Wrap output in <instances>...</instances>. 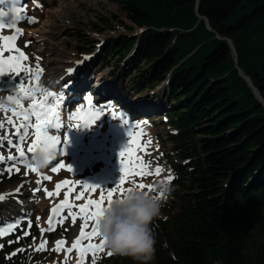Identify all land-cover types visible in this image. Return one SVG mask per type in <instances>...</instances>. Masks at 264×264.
<instances>
[{
	"label": "trees",
	"instance_id": "1",
	"mask_svg": "<svg viewBox=\"0 0 264 264\" xmlns=\"http://www.w3.org/2000/svg\"><path fill=\"white\" fill-rule=\"evenodd\" d=\"M121 4L144 32L105 54L174 131L179 212L162 223L153 264H264V105L239 73L264 99V0Z\"/></svg>",
	"mask_w": 264,
	"mask_h": 264
},
{
	"label": "rangeland",
	"instance_id": "2",
	"mask_svg": "<svg viewBox=\"0 0 264 264\" xmlns=\"http://www.w3.org/2000/svg\"><path fill=\"white\" fill-rule=\"evenodd\" d=\"M122 0H99L98 2L93 3L92 1H86L85 3L79 4L83 9V15L80 18L75 17L74 12H64L61 11V22L52 16L53 11L59 9L61 2L60 0H48L45 1V8L40 10H35L33 4L27 6V15H36V23L29 24L25 21L24 23V36L22 40V46L25 51L31 54L29 57V64H35V55L33 52L36 49L35 43L31 39H27L28 31L49 28L53 33H57L61 25H66V30L62 36L56 37L52 40V54L54 57H65V55L71 54L75 58L82 60L86 54L81 48L91 49L92 52L89 55H93L95 52H100L94 62L88 64L84 78L88 80V85L93 83L97 78V73L107 74L109 81L114 82L117 85L118 91L112 93L109 99L116 97V106L121 110H125L130 114V118L134 123L135 129L137 130V136L140 139L137 140V143H140V140L144 141L146 146V151L148 155H144L143 152L141 155L145 161H151L152 168L156 166H162L165 171L161 174L160 177L155 175L146 176V177H134L137 183L153 184L160 179H166L169 174H171L174 179L176 177V172L174 168L175 157L172 155L171 144L168 141V128L162 123L161 116L157 120L153 119L150 116V113L153 108H156L158 103L153 100V96L148 91H134L130 85V80L123 75L122 69H119L121 65L118 62V56L113 55V52L105 54L108 48L113 47V42L115 40L120 41L123 37L129 36L132 38L141 37L143 31L134 26L131 20L126 16L125 12L122 9ZM71 3L74 4L70 0ZM75 5V4H74ZM60 10V9H59ZM56 20V21H54ZM30 42V43H28ZM102 44L101 48L99 45ZM42 61H40L41 63ZM119 66V67H118ZM118 67V68H117ZM44 77V74L43 76ZM86 87V86H84ZM90 87V86H89ZM87 88V87H86ZM84 88V89H86ZM109 96V95H107ZM138 98L137 101L141 104L147 105L143 110H140L136 107L135 98ZM167 109H170L169 106H166ZM149 111V112H148ZM137 126H139L137 128ZM10 130V129H9ZM140 133H143L140 136ZM150 141V143H149ZM0 154L7 157L8 150L0 149ZM12 154H15L14 152ZM7 167H11L10 163L5 165H0V168L3 171H0V193L6 192L5 201H0V212L2 215L0 219L7 217L8 219L11 216L23 214L26 216V224L23 226V234L29 232L30 235L28 238L21 239L24 235L17 239L12 237L4 240L3 245L11 244L12 242L19 243L12 253L16 252V255L10 253L6 256L7 264H65L62 258H68L65 255V252L59 253L53 251L55 248V242L59 238H67L70 245L75 240V226L72 223L65 222L59 231L55 234L46 233V218L49 206L58 200H61L62 197L47 198L41 197L40 193H33L32 189L37 186L36 182L26 183L34 176L30 175V172L24 170V167H19L20 172L13 170L12 172L7 171ZM69 177L67 172H64L58 176L59 181H62ZM173 179V180H174ZM173 180L169 184L172 188L170 194L162 198L164 200L163 206L161 208V214L159 217L153 220L150 225L151 230L153 231L156 244L161 241L160 239V229L163 222L170 221L172 216L179 212V202L174 198L172 192L176 188L173 187ZM119 181V179H118ZM85 180L80 179L76 186L84 184ZM118 183V182H117ZM116 183V184H117ZM27 185V189H21L19 193H14L16 190H11L14 187L19 185ZM115 184V185H116ZM113 186L104 187L105 191L111 190ZM132 184L125 183L124 187H131ZM102 188V187H101ZM99 192V190H97ZM22 198L23 201L32 200L33 203H25L24 205L21 202H12L9 198ZM33 198V199H31ZM96 199H99V195L95 196ZM77 203H81L78 201ZM4 204V205H3ZM39 218V219H38ZM31 220V227H28V220ZM5 221V220H4ZM1 222V221H0ZM82 221L78 220V224L82 225ZM41 229H45L44 233H41ZM66 229V230H65ZM21 229L17 230L20 231ZM35 238V241L33 240ZM48 239V247L42 251H36V247L39 246L41 239ZM100 237H96L95 243H99ZM23 248V252H19L18 249ZM107 249L101 255H95V264H135L131 258L120 257V256H107ZM74 260H69L68 264H78L80 261L79 253L74 249L73 256ZM85 264H92L93 256L89 253L86 256ZM154 263V259L151 261V264Z\"/></svg>",
	"mask_w": 264,
	"mask_h": 264
},
{
	"label": "snow or ice",
	"instance_id": "3",
	"mask_svg": "<svg viewBox=\"0 0 264 264\" xmlns=\"http://www.w3.org/2000/svg\"><path fill=\"white\" fill-rule=\"evenodd\" d=\"M5 3L6 0H0V5ZM7 3L15 5L19 3V0H7ZM22 11V8L16 7L12 13H9L0 8V77L6 74H14L13 79L20 78L19 83H16L9 90L14 91L15 95H8L6 99H0V149L8 150L7 157L0 154V165L7 166L11 163V167H7V171L20 172L19 165L24 164L31 172L39 175V169L28 163V156L29 154L31 156L37 150L53 151L56 155L61 154L59 149L61 137L59 134H50V132L55 130L58 133L65 125L61 120V103L64 97L59 94V90L49 91L46 87L41 86L40 78L44 72L40 63L42 58L36 56L35 64H29V56L20 47L16 46V40L22 35L21 30L16 27L17 23L23 18L20 15ZM29 22L36 23L35 19L31 18H29ZM4 29H12L14 32L12 35H6ZM73 72L74 68H68L64 78L71 76ZM70 86L71 81L62 84L61 89H68ZM0 92H4V90L0 89ZM87 101V110L83 107L79 108L77 115L72 118L75 122L68 123L69 126L90 127L105 113L129 126L127 146L119 152L121 176L118 183L111 190L105 191L104 188L96 184L84 183L76 186L74 182L64 180L55 185V191H50L44 182L51 180V176H44L36 181L38 187L32 189V191L33 193L44 192L48 198L63 195L60 203L50 209L51 215L48 217L49 227L47 231L55 230L54 222L58 221L63 224L65 220L71 219V223L77 225L80 231L78 237L72 242V246L67 248L66 251L71 253L74 249L77 250L80 256V264H83L84 258L91 253L93 256L92 264H95V255L98 252H104L106 248L105 241L101 238L99 243L94 242L96 237H100L98 226L103 209L111 205L115 198H123L125 193L131 192L133 189L153 192L156 182L153 184L137 183L135 179L130 178L151 175L160 177L165 169L162 166H156L153 169L151 161L143 159L142 152L144 155H148L146 146L143 140H140L139 144L137 143L140 137L137 136V130L129 124L127 119L117 116L115 112L104 106H96L93 109L91 107V96L87 97ZM142 135L143 133H140V136ZM13 152L16 154H12ZM60 170L72 172V167L61 161L58 167L51 168L52 172ZM0 171H3V169L0 168ZM173 179L174 177L169 174L166 179H160V181L170 184ZM126 182L132 184V186L124 187ZM23 187V184L18 187L16 193H19ZM96 195H99V199L94 198ZM158 198L166 197L163 192H160ZM4 199L5 197L0 195V201ZM76 201L81 203H75ZM17 219H22V217ZM78 220L83 222L82 225L78 224ZM28 227H31L30 219L28 220ZM0 228H3V225H0ZM5 231H11V228L5 229ZM44 231L45 229H41L42 234ZM3 234H5L4 231H0V235ZM24 235H28V233L25 232ZM33 240L35 241V238ZM66 243L63 239L57 240L53 251L60 252L61 246ZM46 244L47 240L41 239L36 251L44 250ZM18 251L23 252L24 249L21 248ZM106 254L107 256H113L108 250ZM12 255H16V252Z\"/></svg>",
	"mask_w": 264,
	"mask_h": 264
},
{
	"label": "bare ground",
	"instance_id": "4",
	"mask_svg": "<svg viewBox=\"0 0 264 264\" xmlns=\"http://www.w3.org/2000/svg\"><path fill=\"white\" fill-rule=\"evenodd\" d=\"M86 1H92L93 3L96 4V2H98L99 0H74V4L70 2V0H61V5L59 7V9H57L56 11L51 12L52 16L57 20V22H61L62 20H60L61 18V11L64 12H74L75 13V17L76 18H80L83 15V9L82 7L79 5L81 3H85ZM54 20V21H56ZM66 30V25H61L59 30L57 31V33H53V31L49 28H44V29H37V30H31L28 31V35H27V39H31L32 42L35 43L36 49L33 52V54L36 56H40L41 59V66L44 69V77L43 74L40 78V84L41 86L46 87L49 91H62L64 89H61V85L62 84H67L69 81H74V85H72V96H76L77 94V86L81 85L79 84V81L82 83V86L87 85L89 82L88 80H86L84 78V74L87 71L88 66H84L83 69H81L78 74H73L71 76H67V78H64V76H66V70L68 68H72L73 65L75 64V62L78 60L77 58L74 57V55L68 54L65 55V57L62 58H57L54 57L52 52V48L50 47V45H52V40L56 39V37L58 36H62L64 34ZM17 47H20L21 50L23 52L26 53V51L21 47V45H16ZM29 57L31 56L30 53H28ZM86 70V71H85ZM109 77H107V74L104 73H97V78L96 81L98 83H101L103 85L104 90L106 91L105 93L107 94H112L118 91L117 89V85L114 82H111L108 80ZM19 79L20 78H15L13 79V76L6 78L4 80L0 81V89L4 90V92H0V99H6V97L8 95H15L14 91H9L12 87L15 86L16 83H19ZM10 83V84H9ZM100 89V88H99ZM69 94V92H68ZM70 95V94H69ZM138 98H135V103H136V107L140 110H143L147 107V105L145 104H141V102L137 101ZM25 106H27L25 104ZM11 131V129L9 130ZM128 143V141H127ZM127 143L122 145V148H125L127 146ZM30 157H28L29 159ZM86 162V166L84 169V172L80 175H77L75 178L72 177L71 173L69 172V177L64 179V180H69L74 182L75 185L78 184L80 179L85 180V183H92L93 182V177L96 175H99L103 170L108 169L110 167H114V168H120V163H119V155H112L109 151L105 152L104 157L100 160L95 159L94 157H92L91 159H87L85 160ZM11 165V163H10ZM67 165H69V162H67ZM20 166L24 167V170H29L30 175L34 176L33 179H31V177L29 176V180L30 182H36L39 178H41L42 176L37 173L31 172L30 169H27L24 164H20ZM117 171V170H116ZM64 172H67L65 170H60L57 176H53V181L46 184V187L48 190L50 191H55V185L57 183H61L62 181H59L58 176ZM37 184V183H36ZM27 185H24L23 189H27ZM21 185L12 188L11 190H16L18 187H20ZM38 187L35 186L34 189H36ZM22 189V188H21ZM2 194H6V192H1L0 195ZM40 196L41 197H47L46 194L44 192H40ZM58 197H62L58 196ZM48 198V197H47ZM33 199V198H31ZM10 201L12 202H21L22 205H24L25 203H33L32 200L30 201H23L22 198H9ZM57 202V201H55ZM55 202H53L52 204H55ZM76 203V202H75ZM4 205V204H3ZM48 217H49V210L47 213V218H46V223L48 224ZM69 223H71V219L67 220ZM79 231L80 228L76 225L75 226V239L78 237L79 235ZM57 232V231H56ZM61 239V238H60ZM96 239V238H95ZM70 244L69 242L66 245V249L69 248ZM66 259V264H68L69 260H74V258H72V255L68 258H62V260H64L65 262ZM54 264V263H52Z\"/></svg>",
	"mask_w": 264,
	"mask_h": 264
},
{
	"label": "clouds",
	"instance_id": "5",
	"mask_svg": "<svg viewBox=\"0 0 264 264\" xmlns=\"http://www.w3.org/2000/svg\"><path fill=\"white\" fill-rule=\"evenodd\" d=\"M55 157L53 151L37 150L28 163L37 169H44ZM171 191L169 184L157 180L153 192L133 189L106 206L98 226L106 249L113 256L131 258L135 264H151L156 238L150 225L160 216L164 203L158 194L163 192L167 196Z\"/></svg>",
	"mask_w": 264,
	"mask_h": 264
},
{
	"label": "water",
	"instance_id": "6",
	"mask_svg": "<svg viewBox=\"0 0 264 264\" xmlns=\"http://www.w3.org/2000/svg\"><path fill=\"white\" fill-rule=\"evenodd\" d=\"M198 10H199V5H197V11H198ZM201 20H204L205 23H206V26H207L208 30H209V31H212L208 19H206V18H204V17H201ZM218 38L221 39L220 37H218ZM226 40H227V42H228V44H229V46H230V48H231V50H232V52H233V54H234V57H235V64H236V66H238V55H237V51H236V48H235V46H234V43H233L232 40H229V39H226ZM239 73H240V76H241V77H242V78H243V79L249 84V86L253 89V91H254L256 97H257V98L260 100V102L264 105V99H263L262 96L260 95L259 91L254 87L252 80H251L249 77L245 76L244 73H243L241 70H239Z\"/></svg>",
	"mask_w": 264,
	"mask_h": 264
}]
</instances>
